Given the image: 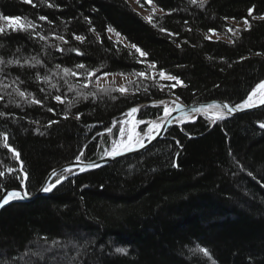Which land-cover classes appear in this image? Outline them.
Returning <instances> with one entry per match:
<instances>
[{"label":"trees","instance_id":"16d2710c","mask_svg":"<svg viewBox=\"0 0 264 264\" xmlns=\"http://www.w3.org/2000/svg\"><path fill=\"white\" fill-rule=\"evenodd\" d=\"M137 5L157 27L127 0H0V15L28 17L48 37L0 35V55L6 59L35 56L43 62L32 69L9 66L0 73L4 84L19 75L21 90L42 101L20 98L17 85L0 86V112L5 113L0 134H7L10 147L20 154L16 159L0 140V193L19 189L16 176L27 171L26 189L34 195L53 169L73 162L81 151L82 161L107 157L104 151L118 138V122L126 120L131 107L177 96L186 106L212 100L235 106L264 79V0H208L203 7L189 0H140ZM41 15L47 20H39ZM0 26L7 22L0 19ZM73 33L85 36L84 43ZM214 35L220 38L211 39ZM131 44L148 55L140 57ZM57 45L83 55L57 51ZM150 62L156 68L147 72L148 78L130 74ZM77 63L100 68V79L105 72L128 73L133 83L124 85L128 91L123 94L108 95L97 91L96 77L88 88L82 87V77L61 78L64 67L82 71L75 69ZM161 69L183 84L161 91L160 85L175 83L160 79ZM37 73L48 74L50 82L38 81ZM65 81L75 90L69 91ZM80 92L97 95L84 100ZM55 95L66 96L65 103L54 100ZM77 113H82L79 120ZM161 114V108L147 107L136 119L150 121ZM261 123L264 109L218 122L211 131V121L201 117L170 128L146 152L69 180L32 203L10 206L0 214V264H264ZM197 245L207 248L211 259L190 251ZM117 247L127 248L128 254L116 253Z\"/></svg>","mask_w":264,"mask_h":264},{"label":"snow or ice","instance_id":"6c2138e0","mask_svg":"<svg viewBox=\"0 0 264 264\" xmlns=\"http://www.w3.org/2000/svg\"><path fill=\"white\" fill-rule=\"evenodd\" d=\"M25 2L31 3L32 0H25ZM137 2L139 3L140 0H137ZM150 2V0H149ZM208 2V0H189V3L191 4H199V6L203 7L206 3ZM35 6V5H34ZM52 4H48V7H52ZM143 6V5H142ZM155 11V9H153V12ZM253 15V8H249L248 9V16H252ZM0 19L4 20L7 22V27L4 26H0V35H8L11 32H27L30 34V36L35 39L37 36L39 37L40 40L42 41H46L48 39V37H46L45 35L40 34L39 32L36 31L37 27H39L35 21H33L32 19L28 18V17H22V16H12L11 14L9 15H0ZM39 20L41 21H46L47 17L46 16H39L38 17ZM145 19L148 20L149 23H153V17L149 16L146 17ZM260 19H264V16H261ZM49 23H51V21H48ZM89 24L91 23V21H88ZM244 24L246 25V29L250 28V23L247 19H244ZM153 27H157L156 24L153 23ZM108 32H115V29H113L112 27H109ZM161 32H166L167 30L163 27H161L159 29ZM90 31L95 32L94 28H91ZM209 31H213L212 29H209ZM229 32H233V34H235V31L232 28L228 29ZM118 40L120 38V33L116 32L115 33ZM169 35H173L172 33H168ZM54 39H58L60 40L63 44H68V40L62 36V35H55L53 37ZM72 38L76 41H79L80 43H84L86 37L83 35H76L75 33L72 34ZM97 39L99 40V34H97ZM109 39H111L109 37ZM179 47V45H177ZM4 45L0 44V48H3ZM131 48L135 49L136 53H139L140 57H146L148 54L144 51H142L136 44H131ZM56 50L60 51V52H64V51H69V52H76L77 55H83L82 52H80L79 49L77 48H68V49H64L59 47L58 45L56 46ZM21 51V49L18 47L16 49V52L19 53ZM132 53H130L131 55ZM137 63H144V61L140 60V59H136ZM43 62L41 60H39L37 57L33 56L30 58H24L22 56H15L14 58L11 59H6L3 55H0V73H4V69L11 66V67H18L21 69L24 68H36L38 65H41ZM56 67L58 69H60V65H56ZM101 68L103 67V65L100 66ZM156 68V64L154 62H150L147 64V68L144 70H140V71H133L132 73H130L131 75L134 76H138V77H147V72L155 69ZM75 69H79L82 71H76L73 70L72 68H68V67H64L62 69H60L63 73V77H67V76H72V77H76L77 80L79 81L80 78H83V84L82 87L83 88H88L89 84L92 82V78L96 77V81L98 82L100 77L97 76V73L100 71V68H96V69H88L86 67V65L84 63H77L75 65ZM117 73H103L104 76H108V75H116ZM119 75L122 76H127L129 75L128 73H118ZM7 74H5L6 76ZM155 73L153 74V76L151 77V79H153L155 81ZM159 78L162 80H167V81H175V83H172L170 85H160V89L161 91L164 90L165 87H169V88H175L177 84H183L182 81L179 80V78L175 75H171V74H166V72L164 70H159L158 72ZM36 79L42 83H49L51 80V77L48 74L43 75L42 77L40 76L39 73H37L36 75ZM24 81L20 78L19 75H17L13 80L11 84H4L3 80L0 79V86H2L3 88L7 89L9 87H12V85H17V87L14 88V92L16 95H18L20 98L29 100L30 103L33 104H41L42 101L39 99H36L31 93L26 92L25 90H21V88L19 87L20 84H23ZM65 83L68 84V88L69 91H74L75 88L71 83H68V81H65ZM129 84H132V81L128 82ZM52 87H56V85H52ZM40 91H44V89H40ZM97 91L98 92H102L104 94H108L110 95L113 92H120L121 94L125 93L128 91L127 86L124 87H120V88H111V87H100L97 83ZM145 91H147V89H145ZM9 95H12V93H8ZM79 96H81L84 100H87L89 98V95L92 97H95L97 95V92H92L89 94H84L83 92L78 93ZM254 97H259L258 100H254ZM4 97L3 95H0V100H3ZM54 100L60 102L61 104L65 103L66 100V96H62V95H55L53 97ZM176 100H179V97H176ZM69 107L72 106V101H69ZM257 104L259 105H264V79L260 80L259 83H257L255 85V87L252 88L251 92L248 93L247 98L244 99L241 103H237L234 107H230L229 104H220V103H210L207 104L206 106H202L204 111L206 112L207 110H215L214 115L209 117V119H211L213 122H215L216 120H223L226 118V116L229 113H232L234 111L237 110H242V109H246V108H253L255 106H257ZM160 105H163V115L162 116H158L156 120L153 121H145L143 119L137 120L135 118V114H137L141 108L140 106L137 107H131L129 109V111L127 113H125V116L130 118L129 120L126 121H122V122H118V123H128L131 122L133 124V134H135V130L136 128H139L140 125L145 124L147 125L146 128H142L140 129V133L141 135H136L135 136V141L133 142V134H129L128 135V142L125 143L124 141H113V147L111 149V151L109 150H105L104 151V155L111 157V158H115L116 156L122 155L123 153L119 150L120 148H123L126 151H131L133 150L134 147L139 146L140 148L145 147V140H148L149 142H151V140H154L156 138L157 135H159L160 129L163 126L162 122H166L168 124H171L173 122V120H177L180 123L185 122L184 117H187L189 115V113L185 110V106L181 105L179 103H176L175 101H173V105L174 107H169L164 101H159L156 104L153 105V107H157L159 108ZM19 106V105H17ZM227 109V112H224L223 110ZM49 112H52L53 109L52 108H48ZM179 111L181 113H183V117H173L172 113ZM202 111V108H192L191 112L193 113H200ZM5 113L4 112H0V116H4ZM82 115V113H77L76 115V119L79 120L80 116ZM65 119H67V112L65 113ZM57 121H51V123H56ZM50 126V125H49ZM113 127H116V123L113 124ZM261 128H264V123L260 124ZM109 133L112 132V128H107L106 129ZM183 130V129H181ZM120 135L123 136L125 133V129L123 127H121L119 129ZM98 135H103L102 133H98ZM0 140H2L3 142V147L5 148H9L11 151H13L15 153V157L16 159H19V152H15L14 149H12L8 143L9 137L7 134H0ZM177 143H179V141H177ZM85 147H87V145H85ZM85 155V153L83 151H81L79 153V155H77L74 159L73 162H71L70 166L64 167L62 169H60L59 173L57 172L56 169H53L49 174L48 177L45 179L43 185L40 188L41 192H51L53 189L57 188L58 185L62 184V182L64 180H67L69 178V175H74L77 174L73 169H78L79 172H83L85 170L88 169H92L94 167H99V165H97L94 161L88 162V163H84L81 160V157H83ZM23 170V169H22ZM64 173H68L69 175H65ZM249 175H251V173H249ZM4 176L3 172H0V177ZM16 179L20 181V188L24 189L23 191L20 190H11V191H4L2 193H0V208H3L5 205L9 204L11 201L13 200H22V199H26L30 196V193L27 191L26 189V182L29 181V175L27 173V171H24V175L21 177L19 175L16 176ZM55 243V242H54ZM190 251L193 254L196 253H200L202 254L204 257H207L209 259H211V253L209 252V250L207 248H203L200 245H197L195 248L190 249ZM115 252L121 255H127L128 254V249L127 248H123V247H117L115 249Z\"/></svg>","mask_w":264,"mask_h":264},{"label":"water","instance_id":"95a60500","mask_svg":"<svg viewBox=\"0 0 264 264\" xmlns=\"http://www.w3.org/2000/svg\"><path fill=\"white\" fill-rule=\"evenodd\" d=\"M173 101H175L176 103H179L181 105H183L182 103H180L179 101L177 100H167V101H164L169 107H174L173 105ZM213 102H216V103H220V104H229L230 107H234V105L224 101V100H212L210 102H205V103H197V104H192V105H189V106H185V110L189 113V115L187 116L189 118V121L185 122L184 124H193V123H196L201 117H205L207 119H209V117L213 116L214 114H210V112H212L213 110H207L206 112L204 111L203 107L202 106H206L207 104H210V103H213ZM157 102H153L151 104H148V105H145L146 107H153L154 104H156ZM163 107V105H160ZM142 108V106L140 107ZM192 108H202V111L200 113H193L191 112V109ZM264 109V105H259L257 104V106L253 107V108H246V109H242V110H237V111H234L232 113H229L225 119L223 120H216L215 122H213L211 119H209L211 121V127H210V130L211 131L212 129L215 128V126L217 125L218 122H223V121H228V120H231L237 116H241V115H246V114H250V113H254V112H258V111H261ZM224 112H227V109H224L223 110ZM163 115V110H162V114L161 116ZM183 113L179 112V111H176V112H173L172 113V116L173 117H183ZM157 119V118H156ZM155 119V120H156ZM176 122L177 120H173V122L171 124H168L166 122H163L162 123V127L160 129V132H159V135L156 136V138L154 140H151V142H149L148 140H145V147L143 148H140L139 146H136L133 148V150L131 151H126V150H121V152L123 153L122 155H119V156H116L114 159L111 158V157H105V158H102V159H99V160H95L94 162L99 165V167H94L92 169H88V170H85L83 172H79L78 169H73L77 174H74V175H69V178L67 180H64L62 182V184L58 185L57 188H59L60 186H62L64 183L68 182L69 180H72V179H75L77 177H80L82 175H85L87 173H90V172H93V171H97V170H100L102 168H105L119 160H122V159H125V158H129V157H132V156H135V155H138L140 153H143V152H146L147 150H149L151 147H153L155 144H157L158 142L162 141L165 139V136L168 132V130L174 126H176ZM84 163H88V162H91V161H83ZM70 164H66V165H63L59 168H56L57 172L59 173L60 169L64 168V167H67V166H70ZM57 188L53 189L51 192H41L40 189L32 196H29L28 198L26 199H22V200H13L11 201L9 204L5 205L3 208H0V214L7 208H9L10 206L12 205H15V204H26V203H32L40 198H43V197H47L48 195L52 194ZM11 190H20V191H23L24 189H9V190H3L2 192L4 191H11Z\"/></svg>","mask_w":264,"mask_h":264},{"label":"rangeland","instance_id":"374dc122","mask_svg":"<svg viewBox=\"0 0 264 264\" xmlns=\"http://www.w3.org/2000/svg\"><path fill=\"white\" fill-rule=\"evenodd\" d=\"M129 2L130 5H132V7L136 10L137 13H139L141 16H143L144 18L146 17H149L150 13L148 11H145V10H142L140 9V7L137 5V1L136 0H127ZM155 12V11H154ZM220 37L218 35H214V36H211V39H219ZM130 81V78L128 77H125V76H106V77H103L101 78L97 83L101 86H107V87H115V88H120V87H124V85ZM254 100H258L259 97H254L253 98ZM153 103V102H152ZM147 105V104H146ZM141 107V106H140ZM147 108L144 105H142V108L141 109H145ZM157 108V107H156ZM159 108H161L163 110V107L162 106H159ZM161 116V115H160ZM135 118H137V114H135ZM130 118H126V120H129ZM124 120V121H126ZM155 120V119H153ZM153 120H150V121H153ZM189 121V119L187 120ZM185 122L183 123H179V124H176V126H180V125H183ZM123 127L125 129V133L123 136L120 135V132L118 130V138L115 140V141H124L125 143L128 142V135L129 134H133V124L131 122H128V123H121L120 126H119V129ZM140 127V126H139ZM147 127V125H146ZM145 127V128H146ZM175 127V126H174ZM136 135H141L140 131H139V128H136L135 130V134H133V142L135 141V136ZM110 151L113 147V142L112 144L110 145ZM120 151L121 150H124L123 148H120L119 149Z\"/></svg>","mask_w":264,"mask_h":264},{"label":"bare ground","instance_id":"6f19581e","mask_svg":"<svg viewBox=\"0 0 264 264\" xmlns=\"http://www.w3.org/2000/svg\"><path fill=\"white\" fill-rule=\"evenodd\" d=\"M171 108V107H170ZM214 112H215V110H213L212 112H210V114H214ZM189 118L188 117H184V120H185V122H187V120H188ZM160 123H163L162 121L160 122ZM180 122H176V124H179ZM70 164V163H69Z\"/></svg>","mask_w":264,"mask_h":264}]
</instances>
